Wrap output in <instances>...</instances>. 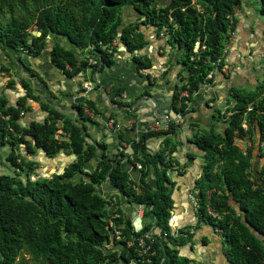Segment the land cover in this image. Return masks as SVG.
<instances>
[{"label": "trees", "instance_id": "obj_1", "mask_svg": "<svg viewBox=\"0 0 264 264\" xmlns=\"http://www.w3.org/2000/svg\"><path fill=\"white\" fill-rule=\"evenodd\" d=\"M156 1L0 0V51L7 59L10 52L19 51L36 57L45 49L47 37L63 36L73 50L94 56L92 65L99 71L112 64L107 50L116 39L130 54L136 70H145L150 61L134 56L146 44L139 26L152 27L157 36L165 27L164 43L180 52L179 61L186 71L181 90L187 97L178 98L177 90L172 94V106L177 105L174 110L182 114L200 85L210 83L205 78L213 70L210 62L228 44L227 33L234 30L232 16L241 0H169L164 5ZM256 1L264 18V0ZM126 7L138 13V18L118 31ZM32 28L35 35L29 32ZM49 54L51 65L67 77L90 67L86 57L76 60L72 50L60 45L51 47ZM1 72L6 73L7 68L1 66ZM28 73L36 76L31 70ZM7 85L11 87V82ZM19 86L24 95L13 105H8L5 95L0 94V149L9 148L3 158L0 156V162L16 170L14 175L0 172V264H16L21 252L39 264H191L177 251L190 241L188 227L177 230L178 236H174L167 226L173 187L167 176L169 153L177 144L174 125L169 122L166 130L142 133L137 142H129L130 164L140 165L138 180L133 181L120 170L122 152L110 159L103 146L85 142V123L93 120L84 110L92 116L98 113L92 102L72 104L75 119H71L40 102L26 81L19 79ZM263 89L264 78L252 92L230 87L233 105L225 109L231 114L221 129L214 131L210 126L195 131L187 140L202 152L200 176L193 186L197 191L196 223L209 225L223 239L222 253L228 264H264V247L247 228L264 239V190L251 172V148L243 154L232 145L234 134L251 139L256 129L258 142L263 143L258 151L264 154V118L255 112L264 111V97L255 105V111L247 114L246 130L240 127L246 104ZM27 101L38 104L46 113L43 121L20 125L22 115L30 111ZM218 114L214 109L213 120L219 123ZM152 138H160L162 147L149 154L145 143ZM95 146L100 148V158L88 171L86 164L97 157ZM62 150H67L73 160L60 174L49 178L33 175L36 164L29 157L40 152L51 159ZM149 173L154 187L147 182ZM258 174L264 183V164ZM30 176L34 180H29ZM104 182L115 190L108 198L97 191ZM228 193L239 206L237 213L228 205ZM121 197L129 206L143 207L137 228L121 209ZM206 207L212 214L206 212ZM152 227L159 230L158 235H151ZM140 237L149 245L143 254H137L136 239Z\"/></svg>", "mask_w": 264, "mask_h": 264}, {"label": "crops", "instance_id": "obj_2", "mask_svg": "<svg viewBox=\"0 0 264 264\" xmlns=\"http://www.w3.org/2000/svg\"><path fill=\"white\" fill-rule=\"evenodd\" d=\"M253 3L258 5L256 0H241L240 6L236 8L232 16L234 30L227 35L229 38L227 60L230 71L226 75L215 72L209 87L200 85L196 93L186 102L182 114L174 110L177 105L172 106V94L181 87L186 79V71L182 70L183 66L179 61L180 52L167 47L164 39H160L152 27L139 26L146 44L136 52V55L150 61V67L145 70H136L130 54L125 51L118 40H115V47L111 50L112 64L102 67L99 71L91 64L92 55L73 50L66 44L63 36L47 37L46 46L48 49L41 56L38 55L34 58L26 53L14 55L13 52H10V58L7 59L0 51V64L7 68L6 85L11 82V87L6 86V91L9 88H16L12 93L13 96L10 94L11 98L7 94H3L8 105H13L18 97L24 95L19 86V79L29 84L40 102L71 119H75V113L71 108L72 104L82 103L84 100L92 102L98 113L92 116V126L91 123H85L88 135L85 142L103 146L104 154L110 159H113L118 152H122L123 161L121 164L126 163L125 157L128 156V165L137 173L138 171L130 164L132 151L129 142L132 140V134L141 132L143 127L151 126L155 122L158 123L157 130H163V125L166 124L164 120L167 118L173 123L176 128L174 142L177 144L174 151L169 153L171 163L167 176L173 182V187L170 194L171 208L167 226L171 234H178L177 230L188 227L186 232L188 236L190 235V241L177 247V251L179 256L187 258L191 264H228L222 253L223 239L209 225L202 222L196 223V215L188 199L192 194L194 182L200 176L202 152L187 140L195 131L200 132L210 127L213 112L208 108L207 100L214 101L221 111L233 105V100L228 94L230 87L241 90L239 88L247 85L253 91L258 85L257 79L261 81L264 78V23L261 21L262 16L260 17L258 9L257 11L253 9ZM129 12L133 14L132 11L129 10ZM129 18L131 16H127V19L121 22L132 23L133 21ZM55 45L72 50L76 60L80 57H88L91 61L90 67L86 68L84 73H78L72 77L65 76L55 69L49 60L48 50ZM27 69L34 73L37 72V75L43 80L51 81L53 91L47 93L42 86L38 85L36 76H31ZM254 69L259 74L254 75L256 71L251 73ZM85 85L88 89L83 95ZM116 93L119 94L116 95ZM109 101L113 104L112 107ZM114 102L123 106L117 107ZM26 106L30 111L22 115L19 120L20 125L31 121H43L46 113L40 111L38 104L27 101ZM152 116L156 117L154 122ZM125 118H128L127 122H125ZM129 135L131 137L126 139ZM250 136L251 139L249 137L248 142L249 148H251V172L253 175V172L258 174L264 164V154L260 155L258 151L261 148L257 146V130L255 129ZM161 147L160 138H152L145 143V149L149 154L156 152ZM99 151L100 148L95 146L97 157L94 161L86 164V170L93 169L95 161L100 158ZM66 153H68L67 157L63 156V158H60L58 153L55 156H58L54 160L55 162L52 161L55 157L46 158L40 152L29 157L28 160L35 164L42 162L43 165H51V168L55 170L49 174L47 177L49 178L52 174H60L62 169L73 160V156L68 151ZM37 170L38 168H35V172ZM146 179L148 184L153 187L152 173H149ZM107 184L104 182L97 186L98 193L105 198L115 193V190ZM120 204L121 209L133 220V215L131 216L129 213L132 205L124 203L122 197ZM158 234L159 230L152 227L151 235ZM179 236L182 237V233Z\"/></svg>", "mask_w": 264, "mask_h": 264}, {"label": "built area", "instance_id": "obj_3", "mask_svg": "<svg viewBox=\"0 0 264 264\" xmlns=\"http://www.w3.org/2000/svg\"><path fill=\"white\" fill-rule=\"evenodd\" d=\"M34 30V29H33ZM165 34H166V28L163 27L159 30V33H158V37L160 39H164L165 38ZM230 34V32L227 33V35ZM115 40H112L110 45H109V49L107 50L109 53L111 52L112 48L115 47ZM24 52V51H23ZM25 53V52H24ZM228 54H229V51H228V46H225L222 50H221V53L219 55V57L215 60V61H211L210 62V66L213 68V70L206 75V80H208L209 82L212 81L213 79V74L215 72H219L221 73L222 75H226L228 74V72L230 71V66H229V61L227 60V57H228ZM134 56L136 57V53H134ZM0 72H1V66H0ZM185 83V82H184ZM183 83V84H184ZM259 84V83H258ZM202 85H205V87H209L210 83H206V84H202ZM182 87V85H181ZM181 87H179L177 89L178 93H179V96L178 98H185L187 97V93L186 91L184 90H181ZM85 88V92H83V95L86 94V90L88 89V87L85 85L84 86ZM196 93V92H194ZM193 93V94H194ZM264 97V89L262 90V92L252 101V102H249L246 104L245 106V109H244V113L242 114V118L243 120L241 121L240 123V127L243 131L246 130V116L249 112H252V111H255L254 107L255 105H257L260 100ZM207 105H208V108L211 109V111L213 112L214 109L218 110L219 111V114L217 116L220 117V122L222 123L227 116H229L231 114V112H225V109L224 108L223 110H219L217 108V105L214 101H210V100H207ZM230 107V106H228ZM227 107V108H228ZM84 112L92 118V114L87 111L86 109L84 110ZM257 114L263 116L264 118V111H255ZM216 115V114H215ZM164 122L166 123L165 125H163V130H166L167 129V126H168V123L170 122V120L167 118L164 120ZM173 124V123H172ZM157 127H158V123L155 122L153 123V125L151 126H147V127H144L143 130L140 132V135L142 133H146V132H155V131H159L157 130ZM138 136L139 135H135L132 137V140H134L135 142L138 141ZM263 140H264V132H263ZM249 136L248 135H245L244 137H239L238 135L234 134L233 135V138H232V145L234 147H236L240 152H242L243 154L245 153L246 151V148H249ZM257 146L258 148H261L263 147V143H259L257 142ZM134 168L135 170H139L140 169V165L135 163L134 164ZM29 180H34V176H30L29 177ZM196 194H197V191L196 190H192V194L188 197L190 203L192 204V208L194 210V213L196 214V208H197V200H196ZM208 195V193H207ZM206 212L208 214H212L210 209L208 207H206ZM137 216L140 217V212L137 213ZM134 217V216H133ZM111 224L109 223V226ZM177 233V232H176ZM115 235H117V232L115 233ZM174 236H178V234H173ZM137 241V246H138V250H137V254H143V253H146L149 249V245H146L145 242H144V239L143 238H138L136 239ZM129 245V243H128ZM107 247V246H106ZM128 264H131V263H128Z\"/></svg>", "mask_w": 264, "mask_h": 264}, {"label": "rangeland", "instance_id": "obj_4", "mask_svg": "<svg viewBox=\"0 0 264 264\" xmlns=\"http://www.w3.org/2000/svg\"><path fill=\"white\" fill-rule=\"evenodd\" d=\"M166 1L167 0H157L156 2L159 4V5H164V3H166ZM254 4V3H253ZM253 9L254 10H256L257 11V9H258V5L257 4H254L253 5ZM129 10L131 11L132 9L131 8H128V7H126L125 9H124V13H123V10H122V13H121V21H123V20H126L127 19V16H131V18H129L130 20H132V21H135L138 17L137 16H135V14H134V16H132L133 14H131L130 12H129ZM260 15V14H259ZM7 16V15H6ZM260 17H261V15H260ZM261 21L264 23V18L263 17H261ZM29 32H30V34H32V35H35L36 34V32L33 30V28L32 29H30L29 30ZM47 39V38H46ZM61 43H63L62 41H61ZM47 45V44H46ZM45 45V49L39 54V56H41V54L43 53V52H45V50L46 49H48L47 48V46ZM19 53H24L23 51H19V52H13V54L15 55H18ZM13 55V56H14ZM33 57V56H32ZM32 57H30V58H32ZM34 58V57H33ZM0 66H1V64H0ZM8 67H10V66H8ZM256 70L254 69V70H252L251 71V73H254ZM256 74H259V72L258 71H256L255 73H254V75H256ZM6 77H8V75L6 74V73H3V72H0V94H7V96H9V98H11V96H10V94L13 96V91H15L16 90V88L14 87V88H9V90L8 91H6L7 89H6V86H8V85H6V82H7V78ZM36 79H37V82H38V85L41 87L42 86V88L47 92V93H50L51 91H53L52 90V84H51V81H49V80H43L41 77H39V75H37V72H36ZM258 80V83L260 82V80L259 79H257ZM16 86V85H15ZM239 88V87H238ZM239 89H241V90H243V91H245V92H249V91H252V90H250V86H244V87H241V88H239ZM9 92H11V93H9ZM232 99V98H231ZM211 122V125L210 126H212L213 127V130L214 131H217V130H219V129H221V127L223 126V124L221 125V123H218V122H215L214 120H211L210 121ZM202 131V130H201ZM57 138L59 139V140H64L62 137H61V135H58L57 136ZM252 143V142H251ZM253 145V144H252ZM8 150H9V148L8 147H3V148H1L0 149V156L3 158L7 153H8ZM66 151L67 150H62V151H60L59 152V155L58 156H60V158H63V156H65V157H67V154L68 153H66ZM21 154H23V152L21 151ZM57 156V157H58ZM57 157H55L52 161H54L55 159H57ZM55 162V161H54ZM42 162H38L37 164H36V168H38V170H37V172H35V170H34V174L33 175H35L36 177H41V178H43V177H45V178H47L48 176H49V174H51V173H53V171L55 170L54 168L52 169L51 168V165H47V164H45V165H43V164H41ZM56 165V164H55ZM41 168V169H40ZM0 172L1 173H6V174H10V175H14L15 173H16V170L14 169V168H12L9 164H7L5 161H1L0 162ZM20 175V178L22 179L23 178V175L22 174H19ZM134 210H133V207L130 209V214H131V216L133 215L134 216V212H133ZM140 224H141V221H140ZM107 248L109 249V248H111L110 247V245H108L107 246ZM16 264H39V263H37V262H35V261H33V260H31L30 259V257L28 256V255H26V254H24L23 252H21V253H19L18 254V256H17V259H16Z\"/></svg>", "mask_w": 264, "mask_h": 264}, {"label": "water", "instance_id": "obj_5", "mask_svg": "<svg viewBox=\"0 0 264 264\" xmlns=\"http://www.w3.org/2000/svg\"><path fill=\"white\" fill-rule=\"evenodd\" d=\"M124 9L125 8H123V10ZM131 11L133 12V14H135V16L138 17V13H136L134 10H131ZM125 25H127V24H124V22H121V24L119 25L118 31H120V29L123 26H125ZM109 104H110L111 107L113 106V104L111 103V101H109ZM115 111L118 112L119 110H115ZM152 118H153V122H154L155 119H156V117L155 116H152ZM127 121H128V118H125V122H127ZM90 125L92 126V123ZM135 135H140V132L139 131L138 132H134L132 134V137L135 136ZM130 137L131 136L129 135L128 138H126V139H129ZM128 154H130V153H128ZM127 158H128V156L125 157L126 163L123 164V165L122 164L120 165V170L123 171V172H126L133 181H137L138 180V177H139V174L137 172H135L132 168H130V166L127 163ZM253 175H254V178H255L256 183L264 190V183L260 180L258 174H256L255 172H253ZM107 185H109V184H107ZM152 186L153 187L155 186V182L154 181H152ZM228 197H229V199H228V205L233 208V210H234L235 213H237L238 210H239L238 204L236 202H234V201L231 200V197H230V194L229 193H228ZM132 207H133V210H134L133 211L134 212V219L132 220V226L134 228H137L140 225V217L137 216V213L140 212L143 207L141 205H136V204H133ZM245 226H247V225L245 224ZM247 228H248L249 231H251L253 233L254 238L257 239V240H259L261 242V244L263 245V247H264V239H262L259 236L258 233L252 231V229L250 227L247 226Z\"/></svg>", "mask_w": 264, "mask_h": 264}, {"label": "flooded vegetation", "instance_id": "obj_6", "mask_svg": "<svg viewBox=\"0 0 264 264\" xmlns=\"http://www.w3.org/2000/svg\"><path fill=\"white\" fill-rule=\"evenodd\" d=\"M76 50H78V49H76ZM49 52H50V49L48 50V55H49V60H50V54H49ZM80 58H82V57H80ZM86 58L88 59V64L90 65V63H91L90 59L88 57H86ZM91 59H92V63L91 64H93L95 62L96 58L94 56H91ZM82 89H83V87H82Z\"/></svg>", "mask_w": 264, "mask_h": 264}]
</instances>
